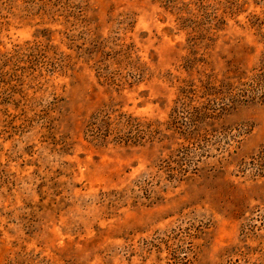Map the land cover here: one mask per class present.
<instances>
[{"label": "rangeland", "instance_id": "obj_1", "mask_svg": "<svg viewBox=\"0 0 264 264\" xmlns=\"http://www.w3.org/2000/svg\"><path fill=\"white\" fill-rule=\"evenodd\" d=\"M0 264H264V0H0Z\"/></svg>", "mask_w": 264, "mask_h": 264}]
</instances>
